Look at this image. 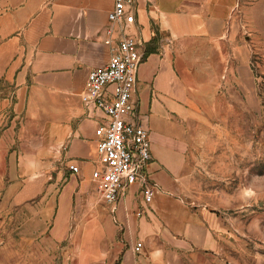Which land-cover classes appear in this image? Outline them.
<instances>
[{
    "label": "crops",
    "instance_id": "0c3cea01",
    "mask_svg": "<svg viewBox=\"0 0 264 264\" xmlns=\"http://www.w3.org/2000/svg\"><path fill=\"white\" fill-rule=\"evenodd\" d=\"M135 1L130 30L141 36L143 55L131 98L150 131L147 171L156 189L145 202L134 183L114 211L107 208L114 230L121 229L115 264H169L175 253L215 244V215L188 201L183 179L192 113L204 107L199 93L205 81L196 76L206 75L208 53L226 33L232 0ZM112 3L0 0V133L18 132L21 139L14 144L30 149L44 167L34 183L16 184L8 196L17 204L40 192V180L63 179L50 227L56 241L63 237L72 196L82 197L98 166L93 130L101 115L86 113L80 93L87 72L108 60L103 38ZM69 162L78 166L76 172L66 168ZM97 230L99 240L106 234L101 220ZM137 241L141 248L135 252Z\"/></svg>",
    "mask_w": 264,
    "mask_h": 264
},
{
    "label": "rangeland",
    "instance_id": "374dc122",
    "mask_svg": "<svg viewBox=\"0 0 264 264\" xmlns=\"http://www.w3.org/2000/svg\"><path fill=\"white\" fill-rule=\"evenodd\" d=\"M205 72L196 76L205 81L204 107L192 113L183 190L192 205L214 213L215 244L175 253L169 264H264V0H232ZM0 134V264H115L121 229L114 230L95 183L72 196L56 241L50 227L64 180H40L39 193L12 204L9 189L34 183L44 167L14 144L18 132ZM98 220L106 233L99 240Z\"/></svg>",
    "mask_w": 264,
    "mask_h": 264
},
{
    "label": "built area",
    "instance_id": "2783aa9c",
    "mask_svg": "<svg viewBox=\"0 0 264 264\" xmlns=\"http://www.w3.org/2000/svg\"><path fill=\"white\" fill-rule=\"evenodd\" d=\"M135 3L113 0L103 38L110 50L108 60L87 72L80 93L86 113L101 115L93 130L98 166L91 178L110 211L116 209L117 201L134 183L139 185L145 202L151 200L156 189L147 171L150 131L139 120L131 98L143 55L141 36L130 30L135 21ZM68 168L78 170L75 163H69ZM140 248L141 242L137 241L133 249L138 252Z\"/></svg>",
    "mask_w": 264,
    "mask_h": 264
}]
</instances>
